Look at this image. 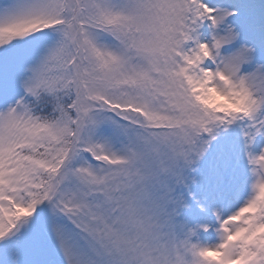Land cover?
Here are the masks:
<instances>
[{
  "label": "snow or ice",
  "instance_id": "6c2138e0",
  "mask_svg": "<svg viewBox=\"0 0 264 264\" xmlns=\"http://www.w3.org/2000/svg\"><path fill=\"white\" fill-rule=\"evenodd\" d=\"M0 264H264V0H0Z\"/></svg>",
  "mask_w": 264,
  "mask_h": 264
}]
</instances>
